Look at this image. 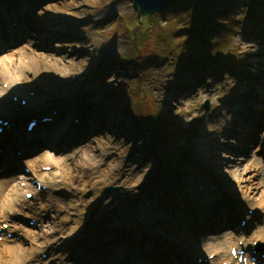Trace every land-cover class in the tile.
I'll return each mask as SVG.
<instances>
[{
	"label": "rangeland",
	"instance_id": "1",
	"mask_svg": "<svg viewBox=\"0 0 264 264\" xmlns=\"http://www.w3.org/2000/svg\"><path fill=\"white\" fill-rule=\"evenodd\" d=\"M79 1H82L83 13L74 25H77L78 31L79 26L82 33L76 34L78 37L72 41V45L78 48L68 50L65 56L67 58L75 56L74 62H80L78 59L82 54L80 49H83L80 43L86 41V34L93 29L91 23H88L91 13L102 14L101 20L94 27L98 38L121 45L112 47L109 53L100 50L98 56L93 57L85 51L91 45V42H88L87 48L81 50L86 55L85 68L75 69L77 73L74 74V71H71L75 79L67 81V88L73 96L69 106L83 103L90 111L95 110L86 116L83 125L89 128L88 125L93 121L91 127L95 128V131L90 134L81 131L78 134V142L89 145L91 149L89 155L93 154L95 159L92 158L85 167H82L75 157L69 159L63 168L56 169L39 164L33 170L27 168L29 165L25 164L23 158L20 162L11 160L12 166L16 169L13 173H8L10 170L8 168L5 176L19 177L18 197L26 205L40 206V202H33L38 199L33 195L35 191V186L31 183L33 180L43 181L46 184L44 187H48L44 192L36 190L46 200V208L39 211L38 216L49 221L53 227L45 239L47 245L40 249L35 248V256L29 264H70L65 258L56 262V257L50 256L58 246H66L69 249L73 247L83 252H89L91 249L89 256L92 257L112 246V249L106 250V255L108 251L113 252L105 259L101 261L98 257L90 264H122L134 260L131 254L133 250L123 254L122 246H116V242L124 241L125 245L133 243L136 251L145 236L153 238L145 251L149 264L168 262L169 250L163 248L161 258L155 261L153 252L149 249H154L152 242L155 245H162L170 238L180 241L177 242L178 246L173 244L177 249L175 254L179 264H194L196 257H202L205 264H254L248 256L242 260L243 262L236 260V256L230 254L232 246L241 249L243 255H247L246 247H249L252 255L261 256L264 260L263 248L260 247V251L253 250L257 244L264 245V232L261 238H255L259 228L264 229V207L249 210L246 202L238 195L243 187L249 185L256 187L255 191L252 188L251 192L257 195L264 193V155L260 153V146L256 147L264 139L262 135L264 116L262 118L257 116L259 106L264 105V0H258V3H250V0H230L232 9L221 21L224 26L216 34L218 43L212 41L215 36H210L207 42L212 44L190 53L188 58H194L182 67H178L179 57L174 52H168L169 55L162 62L158 59L152 60V63L146 61L153 52V39L160 34L159 27L163 28V36L166 37H169L168 33L172 30H179L177 40L174 42L188 40L189 36L198 30L197 23L191 20L188 22L178 20L177 14L182 12H168L163 18L159 15L153 16L150 19L151 25L147 27V19H143L145 16L137 18V13L129 0H77ZM222 4L227 6L224 2ZM107 8H110L108 12ZM167 17H170L168 21L165 19ZM140 19L145 20V24L138 23ZM229 53L233 60L221 63L219 67L210 61L214 55ZM225 59H228L227 55ZM196 61L201 62L194 64ZM186 66L199 70L201 66L207 67L203 71L207 75L194 80L191 77L194 75L186 72ZM258 92L262 97H258ZM205 102L209 105L207 114L201 108ZM101 108L104 111L109 109L113 113L114 122L105 125L99 114L93 119V113H97ZM242 119L254 120L259 126L254 130L250 128L252 122L249 124L247 121L249 125H246ZM169 121L174 124L166 126ZM158 122L162 129L157 128V131L162 135L154 131ZM94 125H101V128L98 130ZM203 127H214L215 133H220L222 137L218 140L215 134L213 136L215 142L212 143L209 138L214 132L209 129L203 131ZM244 128L249 130L246 133L242 132ZM102 129L103 134L110 132L115 137L97 144L96 131L102 132ZM170 132H174V138L168 137V135L173 137ZM203 132L209 133L210 137L203 136ZM235 134L243 136L241 141L248 139L243 147H236L237 143L230 138ZM7 140L0 137L4 145L7 144ZM250 140L255 144H250ZM188 143H191L193 148L189 153L180 155L182 148L191 147ZM96 145L100 150L105 148L101 161L96 158L98 152H101L95 150ZM156 148L163 154L162 158H159L161 154ZM13 150L10 154H16L18 157L19 153H16L14 148ZM216 151L223 158L222 165L216 156H212ZM155 154L159 155L156 158L151 157ZM41 155L40 149L36 158H40ZM173 156H179L177 157L179 161L186 159L187 162H182L181 167L176 160L171 164L166 163V158ZM251 160L252 164H249ZM245 166L248 169L238 179L225 174L223 181L218 178L220 183L213 181L216 173L222 176L223 169L233 171L243 169ZM177 168L178 171H174ZM24 170H27L28 174L25 175ZM202 173H207V176H199ZM27 191L29 192L27 194L32 195V199L24 195ZM173 197H178L181 202L173 203L177 200ZM215 198L220 201V206L229 207L230 204L236 212H240L242 209L239 208L243 207L245 211L243 216L246 214V217L240 216L232 223L228 220L226 223L216 222V225L211 227L216 207L210 204ZM185 204L190 215L195 212L199 224L204 227L207 222L210 227L203 228V231L196 232L192 229L189 231L187 229L191 225L189 219L184 223L186 231L184 228L180 230L179 227L176 233L173 228L177 226L173 221L178 219L184 221L185 217L190 216L185 215ZM38 216L12 214L7 224L0 220L2 224L0 228L4 229L3 225L11 226L17 219L18 222L22 221L23 227H28L31 223L32 226L28 227L30 231L38 233L39 223L36 221ZM250 216L255 217L256 221ZM160 220L167 223L169 226H166L167 229L171 228L168 232L162 231L165 229L163 226L151 228ZM259 221L261 222L258 224ZM170 222L172 225H169ZM245 228V232L240 230ZM4 230L6 242L11 239L22 241L21 234L9 231V227ZM190 232L192 234L187 236L186 233ZM175 233L176 236H173ZM227 233H233L234 236H227ZM238 234L242 238H239ZM31 235L29 234L30 238ZM59 235L62 240L52 247L48 246L54 243ZM184 235L189 237L187 240L191 242L189 248L183 247L182 242L186 238ZM156 236L160 237V243L154 241ZM29 240L23 239V246H28ZM33 240L31 238L30 241ZM79 260H82V263L86 261L83 258ZM4 261V253L0 248V264Z\"/></svg>",
	"mask_w": 264,
	"mask_h": 264
},
{
	"label": "bare ground",
	"instance_id": "2",
	"mask_svg": "<svg viewBox=\"0 0 264 264\" xmlns=\"http://www.w3.org/2000/svg\"><path fill=\"white\" fill-rule=\"evenodd\" d=\"M129 1L132 4V1L131 0ZM81 2L82 1L77 2V0H0V113L1 115L6 114L7 110H9L10 108L18 109L19 104L21 102L18 97H20L21 100H24L27 96L26 93L30 91H34V89H38V90L41 89L43 91H46L47 93L45 94V97L46 99L49 100H55V97L60 96V93L65 94L66 91L69 90L67 88L68 87L67 81L70 82L74 78V75H72L71 73L73 71H74L73 74L77 73L75 69L81 70L85 68L84 63H86V61L84 57L86 55L81 50H85L87 48L86 45L88 44V42H91V45L85 51L87 53H90V55L93 57L98 56L99 54L98 52L100 50L101 52L107 51V53H109L112 47H119L121 45V43L116 45L109 41H102L98 38V34L95 31L94 27L101 20L100 17L102 14H100L99 12L91 13L90 20H88V23L89 24L91 23V27L93 29L91 30L92 32H88L86 34L85 36L86 41H84L83 44L80 43V46L83 47V49H80V52L82 54L80 55V58H78L80 59V62H74L75 56L72 58L70 57L67 58L65 56V53L68 50L72 48L75 49L78 48V46L72 45L73 44L72 41L78 37L76 36V34L82 33L80 31L81 28L78 26L80 31L79 32L77 29V25H74V23L78 21L79 17L83 13V10L81 8L82 7ZM75 6L77 7L75 8ZM109 9L110 8H107L106 12H108ZM8 16L9 17L12 16L14 18L16 25H14L13 27L5 23L6 21L5 18ZM69 21H71V23ZM6 22L9 23V21ZM45 38L47 39V43H43L42 41ZM52 50L53 52H51ZM211 73L212 71L210 72V74ZM50 83L56 84L57 88L51 90ZM3 84H5L7 87L6 88L2 87ZM257 94L259 95L258 97H262L260 92H258ZM14 96L17 99V101L15 100L13 102L12 97ZM67 99L72 100L73 96H67ZM59 104L62 106L66 105L65 101ZM72 110L73 109H71L70 111ZM108 110L106 109L105 111L102 110V111H97V113H93L94 114L93 119H96L99 114V116L102 117V122H104L105 125L111 123L115 117L113 116V113L110 110L109 111ZM61 111L62 114L56 115L54 117L53 124H49V125L39 124L38 127L40 129L35 132V130L37 129L35 127L33 132L29 135L25 134V131L18 129L19 123L22 124V121L17 120L20 117V114H18L17 117L15 118L16 120H14L15 127L14 126H10L9 128L5 127L6 132L3 131V133H1L0 137L8 139L6 145L3 144V141H0V166L4 169V171L2 172V174L4 175L2 176L0 175V220L1 221L3 220L2 223L7 224L9 222L8 221L9 216H11L12 214H17L18 216L25 214L27 217L38 216L39 211L46 208L45 197L44 196L42 197L39 192L36 191L33 192V195L36 198H38L36 201L33 202H40L39 207H34L33 204L26 205L18 197L19 184L17 183V180L19 177H16L15 175L5 176L8 168L10 169L8 173H13L14 170L16 169L15 167L12 166L11 160L14 159V161L16 160L20 162L21 158H23L25 164L29 165L27 168L33 170L39 164H44L45 166L50 168H56V169L63 168L65 167V164L69 159L75 157H76L75 160H77L82 167H85L89 162H91L92 158L95 157L93 154L92 156L89 155V153L91 152V149H89L88 147L89 145H82L84 142L80 143L76 141L78 138L77 134L75 135V137L71 136V138L69 139L65 138L62 135L63 134L62 130H65L67 128L66 124L69 123L68 122L69 120H67V118L65 117L70 116V114L66 110L64 111L63 107L61 108ZM257 111L259 112L258 115L256 114L258 118H262L264 116V105H260ZM257 111L254 112L257 113ZM91 112H95V111L88 110L86 115L88 116ZM232 113L234 114L233 111ZM29 115L30 114H27V116ZM27 116L22 115L24 119H26ZM81 117L82 116L80 115V119ZM242 120L246 125H249L252 122L253 124L250 125V128H254V130L259 126L257 125V122H255L254 120H250V119H249L250 121L246 119H242ZM247 121L249 124L247 123ZM68 125L71 126V124ZM80 125L81 126L79 127L76 126L75 128L77 129L75 130H80V132L83 131L84 126L82 124ZM95 125H97V123H95ZM95 125L94 127H96V129L99 130V128H101V125L100 126L98 125L99 127ZM88 126H90L89 128H91V126H93V121L90 122V125ZM51 128H53L52 131H50ZM203 128H204L203 131L209 129L212 132H214L212 137L209 136V133H205V132L202 133L203 136H208V138L210 137L209 139L212 143L215 142L213 141V136L215 134L217 138H219L218 140H220V138L222 137L220 133L218 134L215 133L216 129L214 127H207V128L203 127ZM247 130L249 129L244 128L242 132L246 133ZM68 132H69L68 129L64 131L65 134H67ZM96 132L97 134L95 135L96 138L95 140L97 141L96 142L97 144H101L102 142H107L108 140L113 139V137H115L110 132L107 134H103L104 133L103 129L102 132L101 131L100 132L96 131ZM81 135L83 136V134ZM262 135L264 137V129L262 131ZM169 137H171V135H169ZM242 137L243 136L239 134L238 135L235 134L234 137H230V138L233 139L235 143H237L236 147L241 148L243 147L244 143H247L248 140L245 138L243 141H241ZM172 138H174V134ZM85 141H87V139H85ZM261 141L256 145V147L260 146V153L264 155V143H263L264 139H262ZM249 142L252 145L255 144L254 141L250 140ZM15 143L18 145H15ZM217 143L219 144L218 141ZM13 148L15 149L16 153H19L18 157L16 156V154L13 155L10 154L11 153L10 151L13 150ZM40 149L42 150V155L40 158H36L37 157L36 155L38 154ZM96 149L100 150L99 146L96 145L95 150ZM242 149L240 151H242ZM100 151L101 152H98V156H96V158L97 160L100 159L101 161V156H103L105 148H103ZM216 152H214L212 156L214 157L216 156L218 161L222 165L223 158H221V156L218 155V151ZM219 154L223 155L222 153ZM228 154L230 153L228 152ZM219 162L217 164L218 166H219ZM249 164H252V160L249 162ZM250 168L251 166L249 167V169ZM247 169L248 167L246 168V166L243 169H233V171L232 170L226 171L225 169H223L221 171L222 176H220L218 173L215 174L216 182L218 178H221V181L224 180L227 174L230 176L232 175L233 178L238 179L239 176L243 175V173ZM199 176H207V173H202ZM26 180L28 181V179ZM21 182L24 181L21 180ZM39 182L41 183L42 186H46V184L43 181H39ZM253 186H257V185H253ZM47 188L48 187H46V189ZM252 188H254L255 191L256 187H252V185L243 187L242 190L238 192L240 199L246 202L249 210L252 208L258 209L264 207V193L257 195L255 192H251L253 191ZM27 193L29 192L28 191L25 192L24 195ZM214 200L215 201H213V203L210 204L211 206L216 207L214 213V222L211 224V227H214V224L216 225V222L220 223V221H224V223H226L227 220L230 223L235 222L236 218L243 216V213H245L243 207L239 208L242 209L240 212H236L234 211L233 206H230V204L229 207L220 206V202L216 200V198ZM186 208H187V204L185 206V209ZM185 213L184 214L188 216L189 210L186 209ZM243 217L245 218L246 214ZM250 217L252 220H255V217L253 216ZM173 218H175V215H173ZM189 219L191 224L190 226L187 227L189 231H191V229L196 232L203 231V228L206 229L207 227H210V224L207 222H205L204 227L203 225L199 224V220L196 219L195 212H193L192 215H190L189 217H185L184 221H182V219L181 220L174 219L175 221L173 222L177 226L176 228H173L174 231L178 233L179 227L180 230H182L181 228H184V230L186 231V227L184 223ZM36 221L39 223L38 233L35 232L33 233L30 231V228L23 227L22 221L18 222L17 219L14 221V223L11 224V226L9 225L7 226V228L9 227V231H13V233L21 234L22 241H18L17 239H11L10 241L6 242L5 232L3 231L2 234H0V248L1 251H3L5 258L3 264H29L35 256L36 253L35 248L40 249L42 248V246L47 245L45 239L49 236L53 226L49 221L47 222L46 220H44L43 217H39V216L36 217ZM260 222L261 221H259L258 224ZM170 223L169 225H172V223L171 224ZM0 227H2V224H0ZM240 230L245 232L246 228ZM162 231L168 232L169 229L163 228ZM263 232H264L263 227L259 228L258 232L255 233V238H261ZM176 233L173 234V236H176ZM29 234H32L31 238L34 239L33 242L30 241L31 238ZM191 234H192L191 232L188 234L186 233L187 236ZM186 235H184L186 238L183 239L182 244L184 245L183 247L189 248L191 247L190 246L191 242L187 240L189 237H187ZM226 235L234 236L233 233H227ZM238 236H240V234H238ZM27 238L30 239L29 245L23 246V239L27 240ZM61 238L62 237H60L59 235L58 239H56L54 243H51L48 246L52 247V245L59 243L62 240ZM239 238H242V236H240ZM159 239H160L159 236L154 237V241L158 243H160ZM228 240L231 241L230 238H228ZM177 242L180 241L170 238V240L165 241V244L162 245L153 244L152 246L154 249L153 250L149 249V251L153 252L155 261H157L158 259L161 258L162 249L166 248L167 249L166 251L169 250V258H170V260L168 258V262L166 261V264H179L178 261L179 259L177 257V254H175V252L177 251V249H175V246H178ZM148 244H149L148 242L147 245L140 243L138 249L136 251H132L135 250V248H132L133 243H129L125 245L124 241L116 242V246H122L123 249L122 251H128V252L132 251L131 254L134 260H130L129 264H140V263L149 264L147 262L148 260L147 253H145ZM173 244L175 246H173ZM233 248L234 247L232 246L231 249ZM108 249H112V246L107 247L105 250H102L96 255L94 254V257H92L89 256V252L91 251V249L89 252H83V250H76L73 247L69 249L66 246H62V247L58 246L57 250L52 251L53 254H51L50 256L56 257L55 258L56 262H58V260L60 259L62 260L65 258V261H67V263L71 264L73 261L74 264H81L82 260H79V258H83L86 261H84V263L82 264H90L98 257L102 261L103 259H105L107 255L113 252V250L108 251L109 253L106 255V250ZM235 250L240 251L241 249L238 248ZM253 250L260 251L261 249L259 247H256ZM245 253L247 255H238V256L236 255V259L238 257L246 258L247 256L249 258L256 257L255 260L256 264H264V260H262L260 256L252 255L251 248L246 247ZM230 261L231 260L229 259V262Z\"/></svg>",
	"mask_w": 264,
	"mask_h": 264
},
{
	"label": "trees",
	"instance_id": "3",
	"mask_svg": "<svg viewBox=\"0 0 264 264\" xmlns=\"http://www.w3.org/2000/svg\"><path fill=\"white\" fill-rule=\"evenodd\" d=\"M223 2L227 6L222 4ZM251 2L258 3V0H250V3ZM231 6L232 4L230 0H214V1L186 0V1L177 2L167 7L161 12L154 13V14L143 17V19H147V27H148L151 25L150 19L153 16L155 17L156 15H159L161 18H163L166 15H168L167 14L168 12H175V13L182 12L181 14H177L178 20L183 19V20H186L187 22L188 20H191L198 24V30L196 32H193L189 36L188 40H178L176 42L174 41L177 40V37L179 35L178 33L179 30L178 31L172 30L171 33L168 31L169 32L168 36L170 37L169 38V37H166L165 35L163 36V31H162L163 28L159 27L158 30L160 31V34L158 37L157 36L155 37L156 39L154 38L155 40L153 39L154 41V47L152 48L153 52L151 56L146 59V61L152 63V60L158 59L162 62L166 60V56L169 55L168 52H174L175 55L179 57V59L177 60V63L179 65L178 67H182V65L186 63L187 61L186 59L190 53L196 52L195 51L196 49L200 50L202 46L205 47L206 45L212 44L210 42H207L210 36L212 37L215 36L214 40L212 41L213 42L216 41V43H218V38L216 34L219 33L222 26H224L223 23H221V21H223V18L227 17V15L230 13V10L232 9ZM143 19H140L139 21L137 20L138 23L141 22L142 24H145V20ZM165 19L166 21H168L170 17H167ZM153 21L154 20H152V22ZM175 28H176V25H175ZM226 55L228 57L227 60L225 59ZM226 55H214L211 57L210 61L212 62L213 65L218 66L219 64L223 62L225 63V62H230L231 60H233V57L231 59L230 53ZM223 60H226V61H223ZM148 62H146V64ZM206 68L207 67L204 68L201 66L199 70V69H196V67L188 68L186 66L185 69L187 73L194 75L191 77L194 80H196L195 78L201 79L203 75L204 76L207 75L206 73H203V71ZM173 124L174 123L172 121H169L167 122L166 126H169V125L171 126ZM157 128L159 130L160 128L162 129V125L159 122H158V125L154 127V131L161 134L160 132L157 131Z\"/></svg>",
	"mask_w": 264,
	"mask_h": 264
},
{
	"label": "water",
	"instance_id": "4",
	"mask_svg": "<svg viewBox=\"0 0 264 264\" xmlns=\"http://www.w3.org/2000/svg\"><path fill=\"white\" fill-rule=\"evenodd\" d=\"M131 1H132L133 9L136 11L137 18H138L140 16H147V15H151L154 13L161 12L164 9H166L167 7L173 5L177 2L186 1V0H131ZM199 1H212V0H199ZM8 18L9 17L5 18L6 21H9L11 16L9 19ZM192 58H194V57H191V58L187 57L186 60H191ZM50 88H51V90H54L57 88V86H56V84L50 83ZM69 92H70V90L66 91L65 94L60 93V96L55 97V100H49V99H46V97H45V94L47 93L46 91H43L41 89L40 90L34 89V91H30V92L26 93L27 96L24 99V103H20L18 109L10 108L9 110H7L6 114L1 115V113H0V121L11 122L10 119L17 117L18 114H20V116H22V115L27 116V114H30V113H34V114L43 113L41 116H38L37 118L49 117V116H51V112L48 111L46 109V107L49 108V107L53 106L54 104H59V103L64 102V101H65L66 105H64V106L61 105L64 108V110L66 108H68L69 110H71V109L78 110V109H86L87 108V106L84 105L83 103H80L76 106H74L75 104L72 106H69V105H71V100L67 99V96H71V94ZM56 99H58V100H56ZM67 102H69V103L67 104ZM54 107H56V106H54ZM43 108H44V110H43ZM202 109L205 111V113L208 112V110H209L208 102H205L202 105ZM78 125H77V127H78ZM36 128L37 129L35 130V132L40 129L38 126ZM188 144H190L191 147L182 148L181 149L182 153L180 155H185V153L186 154L189 153L190 152L189 150H191L193 148V145L191 143H188ZM177 157H179V156H173L171 158L168 157V158H166V161L172 163L174 160H176L178 162L179 167H181L180 165L182 162H185V163L187 162L186 159L179 161L177 159ZM166 225L167 224L165 222L160 220V221H157L156 225H152L151 228L154 229V227H159V226L165 227Z\"/></svg>",
	"mask_w": 264,
	"mask_h": 264
}]
</instances>
